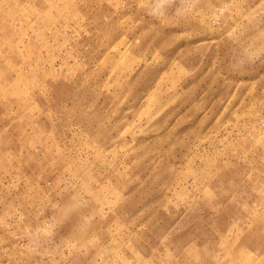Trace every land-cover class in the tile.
<instances>
[{"label":"rangeland","instance_id":"1","mask_svg":"<svg viewBox=\"0 0 264 264\" xmlns=\"http://www.w3.org/2000/svg\"><path fill=\"white\" fill-rule=\"evenodd\" d=\"M0 264H264V0H0Z\"/></svg>","mask_w":264,"mask_h":264}]
</instances>
